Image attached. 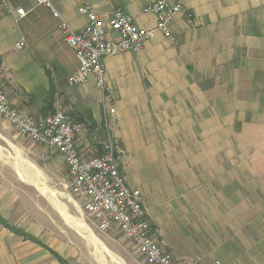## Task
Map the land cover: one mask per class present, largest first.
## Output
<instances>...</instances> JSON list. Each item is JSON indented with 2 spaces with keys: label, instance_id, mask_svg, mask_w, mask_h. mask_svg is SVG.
<instances>
[{
  "label": "crops",
  "instance_id": "0c3cea01",
  "mask_svg": "<svg viewBox=\"0 0 264 264\" xmlns=\"http://www.w3.org/2000/svg\"><path fill=\"white\" fill-rule=\"evenodd\" d=\"M8 1L13 12H0V81L12 105L32 116L55 113L63 106L78 115L90 112L98 124L96 135L103 137V97L97 99L101 92L94 79L84 85H69L68 77L77 70L78 61L57 19L35 0H29L27 10L18 0ZM51 3L78 31L88 24L87 16L79 11L85 3L105 19L121 8L138 27L151 30L156 26V17L143 12L145 0ZM17 7H23L26 16L18 17ZM187 10L194 14L192 23ZM173 32L175 42L154 32L140 53L104 59L114 93L112 104H118L112 126L127 152L123 169L129 177L130 153L136 152L138 137H123L120 128L155 124L163 138L170 139V145L180 140L187 147L183 157L176 158L180 182L188 188L200 180L217 182V200L203 190L187 198L190 208L214 226H209L213 242L206 245L203 256H222L221 264H264V0H186ZM22 39L27 46L17 53L14 44ZM3 123L13 128L8 120ZM103 142L96 136L88 138L86 133L77 137L84 157L102 152ZM41 147V154L46 153ZM55 153L59 154L51 152L50 159ZM143 197L150 217L153 212L160 241L177 264L201 260L197 245L168 240L164 217L154 203L156 197L153 203L144 193ZM107 237L110 240L100 239L95 249L77 251L73 264H141L138 251L127 250L121 235ZM56 252L67 263L68 257ZM26 257L29 264H63L47 249L29 251Z\"/></svg>",
  "mask_w": 264,
  "mask_h": 264
},
{
  "label": "rangeland",
  "instance_id": "374dc122",
  "mask_svg": "<svg viewBox=\"0 0 264 264\" xmlns=\"http://www.w3.org/2000/svg\"><path fill=\"white\" fill-rule=\"evenodd\" d=\"M18 2L23 4L25 9L29 4V0H18ZM19 52L21 51H17V53ZM96 90L98 89L96 88ZM97 94V99L101 100L102 94ZM101 104H103L102 100ZM115 106L118 104L115 103ZM59 110L66 111L76 119L85 120L88 123V129L85 132L88 138L93 140L96 136L98 141L105 140L104 121L103 123L101 121L102 137L101 134L96 135L95 133L98 124L91 122L86 117L85 112L78 115L70 107L64 106ZM3 120H0V213L11 225L28 231V233L41 239L48 247L66 255L68 257L66 264H73L74 260L78 259L79 253L77 251L95 249L94 244L96 242L94 239V241L92 240L88 232H82L71 226L68 221L66 222L65 216L55 206V202L61 205L65 213L68 211L66 213V216L69 213L67 218L83 221L103 242L108 239V235L122 236L117 227H111L107 230L101 229L98 222L83 211L79 198L72 195L66 187L69 177L67 166L60 154L55 153L51 159L42 160L40 154L44 148L31 140L18 136L14 128L3 123ZM120 130L123 137L124 134H129L131 138L138 137L134 145L136 152L130 153L132 158L129 173L130 183L139 187L142 193L149 196L151 203L156 197L154 203L158 205L157 210L164 217V228L168 234V240L181 241L182 245H197L201 254L199 256L202 257H200L201 260H193L194 264L206 262L217 264L215 260H219L220 262H218L221 264L222 256H203L206 245L213 242L211 230L209 231V226L210 229L214 227L211 225L212 221L209 225V221L196 214L187 202L189 196H196L202 190L208 191L210 196L217 200V182L212 179L200 180V183H195L190 188L182 184L176 176L175 164L180 165V162L176 163V158L180 160V157L186 153L187 147L181 145L180 140L177 141V145H170V139L165 140L163 131L159 130L155 124L142 125L141 127L129 125L120 128ZM115 132L124 151L122 153V165L124 167V163L126 164L127 161V152L121 137L117 131ZM93 143L95 144V142ZM95 145L100 146L99 144ZM100 152L101 150H98L97 153ZM216 161H218V157H216ZM182 163L186 164L185 160ZM197 171L196 168L193 169V172L198 173ZM22 174H25L28 180L31 177L34 181L29 182L21 176ZM213 190L215 191L213 192ZM151 215L150 222L155 237L161 245L167 248L160 241L161 238H159V233L156 230L157 225L153 219L152 211ZM125 242L128 244L124 243L125 247L128 248L127 250L137 251L130 241L125 240ZM36 249L44 250L46 248L23 239V236L14 234L0 224V264H29V257L26 255L29 251ZM14 251H22V253H12ZM194 252L197 251L194 250ZM136 255L138 254L136 253ZM137 260L144 264L141 257H138ZM183 261L190 260L179 259V262ZM242 264L247 263L242 262Z\"/></svg>",
  "mask_w": 264,
  "mask_h": 264
},
{
  "label": "built area",
  "instance_id": "2783aa9c",
  "mask_svg": "<svg viewBox=\"0 0 264 264\" xmlns=\"http://www.w3.org/2000/svg\"><path fill=\"white\" fill-rule=\"evenodd\" d=\"M47 7L58 21L65 41L74 51L78 68L68 77L71 86L88 84L94 79L95 87L103 97L105 140L102 152L90 157L82 156L77 137L86 132L88 123L76 119L66 111L32 116L14 107L0 81V116L8 120L18 136L44 146L40 155L48 160L51 152H58L67 166L66 187L79 198L85 213L107 230L117 227L123 238L130 241L144 264H177L173 253L161 245L155 237L141 189L130 183L123 169L121 141L112 127L116 119L113 90L108 83L104 59L122 53H140L154 32L176 41L173 23L185 10L186 0H145L143 12L156 17V26L148 30L136 25L133 17L118 8L105 19L98 11L85 3L79 11L88 18L86 28L75 30L56 10L51 0H35ZM18 17L26 16L23 7L15 9ZM0 12H13L8 0H0ZM188 21L195 19L192 11H186ZM24 39L14 44L15 51H22ZM217 264L219 262L217 261Z\"/></svg>",
  "mask_w": 264,
  "mask_h": 264
},
{
  "label": "trees",
  "instance_id": "16d2710c",
  "mask_svg": "<svg viewBox=\"0 0 264 264\" xmlns=\"http://www.w3.org/2000/svg\"><path fill=\"white\" fill-rule=\"evenodd\" d=\"M52 104L51 102H49V105ZM86 117L93 122V117L90 114V112H86ZM0 224L3 225L4 227H6L8 230H10L11 232H13L14 234H17L19 236H23L25 240H30L32 242H35L41 246H44L47 250H49L61 263L66 264V260L63 259L61 257L60 254H58L55 250H53L52 248L48 247L47 245H45V243H43L39 238H37L36 236L26 232L25 230L11 225L9 223V221L7 219H5L1 213H0Z\"/></svg>",
  "mask_w": 264,
  "mask_h": 264
},
{
  "label": "bare ground",
  "instance_id": "6f19581e",
  "mask_svg": "<svg viewBox=\"0 0 264 264\" xmlns=\"http://www.w3.org/2000/svg\"><path fill=\"white\" fill-rule=\"evenodd\" d=\"M12 144V143H11ZM13 145V144H12ZM0 149H1V147H0ZM5 150V149H4ZM22 157V156H21ZM2 159V158H1ZM14 160V159H13ZM27 160V159H26ZM28 171H29V169H28ZM37 173V172H36ZM24 179H26V180H28V178L26 177V175L25 174H22L21 175ZM37 176V175H36ZM41 178V177H40ZM37 180V179H36ZM41 180V179H40ZM29 182H33L34 180L31 178V177H29V180H28ZM38 181V180H37ZM28 183V182H27ZM42 183H43V181H42ZM38 184V183H37ZM38 185H40V184H38ZM44 187V186H43ZM42 187V188H43ZM57 197V196H56ZM51 200H52V198H51ZM53 203V202H52ZM55 204V206L60 210V211H62V213H63V215L65 216V219H66V222L68 221L69 223H70V225L71 226H73V227H75L76 229H78V230H80V231H86V232H88L89 234H90V237L92 238V240L94 239L95 240V242L97 243H100L101 242V240L93 233V231H91V229L86 225V224H84V222L83 221H79V220H76V219H73V218H67L68 216H69V213H68V216H66V213L68 212H64L63 210H62V208H61V205L58 203V202H55L54 203ZM52 205V204H51ZM54 206V207H55ZM66 206V205H65ZM55 207V208H56ZM66 211V210H65ZM59 212V211H58ZM62 215V216H63ZM78 219V218H77ZM81 220V219H80ZM65 221V220H64ZM65 222V223H66ZM70 227V226H69ZM72 227V228H73ZM74 228V229H75ZM81 232V233H82ZM88 234V235H89ZM86 237V236H85ZM86 238H88V237H86ZM91 240V239H90ZM93 240V241H94ZM94 244V243H93ZM101 244V243H100ZM96 245H98V244H96ZM103 248V247H102ZM101 251V250H100ZM107 253V252H106ZM99 255V254H98ZM113 255V254H112ZM111 255V256H112ZM99 257V256H98ZM119 257V256H118ZM101 259V258H100ZM116 261V260H115ZM117 262V261H116ZM106 263V262H105Z\"/></svg>",
  "mask_w": 264,
  "mask_h": 264
}]
</instances>
